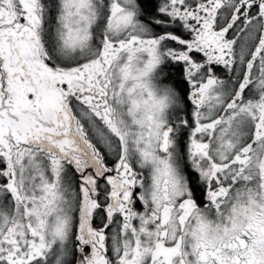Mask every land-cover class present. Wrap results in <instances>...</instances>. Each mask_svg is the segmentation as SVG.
Returning <instances> with one entry per match:
<instances>
[{
	"label": "snow or ice",
	"instance_id": "obj_1",
	"mask_svg": "<svg viewBox=\"0 0 264 264\" xmlns=\"http://www.w3.org/2000/svg\"><path fill=\"white\" fill-rule=\"evenodd\" d=\"M0 264H264V0H0Z\"/></svg>",
	"mask_w": 264,
	"mask_h": 264
}]
</instances>
